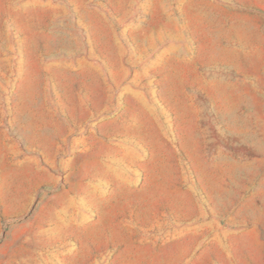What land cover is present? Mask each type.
Segmentation results:
<instances>
[{"label":"rangeland","instance_id":"1","mask_svg":"<svg viewBox=\"0 0 264 264\" xmlns=\"http://www.w3.org/2000/svg\"><path fill=\"white\" fill-rule=\"evenodd\" d=\"M0 264H264V0H0Z\"/></svg>","mask_w":264,"mask_h":264}]
</instances>
